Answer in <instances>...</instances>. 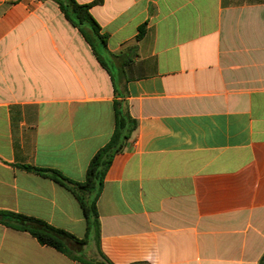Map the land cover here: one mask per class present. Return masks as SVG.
I'll return each instance as SVG.
<instances>
[{
    "label": "crops",
    "instance_id": "0c3cea01",
    "mask_svg": "<svg viewBox=\"0 0 264 264\" xmlns=\"http://www.w3.org/2000/svg\"><path fill=\"white\" fill-rule=\"evenodd\" d=\"M77 1L95 2L107 67L55 1L0 0V210L84 237L77 198L18 165L84 180L123 99L138 128L98 200L101 251L114 264H258L264 0ZM0 264L84 263L0 223Z\"/></svg>",
    "mask_w": 264,
    "mask_h": 264
},
{
    "label": "trees",
    "instance_id": "16d2710c",
    "mask_svg": "<svg viewBox=\"0 0 264 264\" xmlns=\"http://www.w3.org/2000/svg\"><path fill=\"white\" fill-rule=\"evenodd\" d=\"M60 7L65 17L77 27L92 46L96 56L104 65L100 49L107 47L108 34L102 33V28L91 12L95 2L79 3L77 0H53ZM145 32V25L139 29L137 39ZM138 128V120L132 116L129 105L123 99L115 101V128L109 141L102 146L91 158L85 179L73 180L54 168L32 165H18L19 167L48 177L67 188L78 200L86 217L87 230L84 237L33 215L15 211L0 210V223L20 231L30 233L40 244L50 246L65 254L72 260L84 264H114L101 251V221L98 210V200L102 194L106 174L116 155L122 153L133 139ZM91 240L98 246V257H87L83 252ZM132 264H149L136 262ZM258 264H264V254Z\"/></svg>",
    "mask_w": 264,
    "mask_h": 264
},
{
    "label": "rangeland",
    "instance_id": "374dc122",
    "mask_svg": "<svg viewBox=\"0 0 264 264\" xmlns=\"http://www.w3.org/2000/svg\"><path fill=\"white\" fill-rule=\"evenodd\" d=\"M95 250H96V242L95 240H91L89 244L85 247V250L83 253L87 257H92V254L95 252Z\"/></svg>",
    "mask_w": 264,
    "mask_h": 264
},
{
    "label": "water",
    "instance_id": "95a60500",
    "mask_svg": "<svg viewBox=\"0 0 264 264\" xmlns=\"http://www.w3.org/2000/svg\"><path fill=\"white\" fill-rule=\"evenodd\" d=\"M3 218V215H0V219H2Z\"/></svg>",
    "mask_w": 264,
    "mask_h": 264
}]
</instances>
